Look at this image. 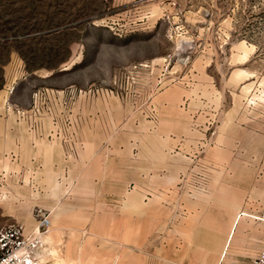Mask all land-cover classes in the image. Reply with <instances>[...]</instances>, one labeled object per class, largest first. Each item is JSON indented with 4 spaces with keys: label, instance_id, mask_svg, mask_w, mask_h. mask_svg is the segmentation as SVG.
Instances as JSON below:
<instances>
[{
    "label": "rangeland",
    "instance_id": "1",
    "mask_svg": "<svg viewBox=\"0 0 264 264\" xmlns=\"http://www.w3.org/2000/svg\"><path fill=\"white\" fill-rule=\"evenodd\" d=\"M0 118V224L47 213L42 264H257L264 0H0Z\"/></svg>",
    "mask_w": 264,
    "mask_h": 264
},
{
    "label": "built area",
    "instance_id": "2",
    "mask_svg": "<svg viewBox=\"0 0 264 264\" xmlns=\"http://www.w3.org/2000/svg\"><path fill=\"white\" fill-rule=\"evenodd\" d=\"M42 93L33 95V105L30 108V118L34 125L41 121V109L37 100ZM36 230L27 234L24 227L17 223L0 224V264H42L38 258V250L41 243V235L47 232L50 224L49 215L40 213ZM257 264H264V247L260 248L256 256Z\"/></svg>",
    "mask_w": 264,
    "mask_h": 264
},
{
    "label": "crops",
    "instance_id": "3",
    "mask_svg": "<svg viewBox=\"0 0 264 264\" xmlns=\"http://www.w3.org/2000/svg\"><path fill=\"white\" fill-rule=\"evenodd\" d=\"M57 92H59V91H57ZM79 103V102H78ZM10 121H8L7 122V120H5V119H1L0 118V125H8L9 126V128H8V130L6 131V130H3L2 132H4L3 134H0V138L1 139H8V141L9 142H11V143H15V141H16V138H17V136L14 134V132H15V130H16V128H13V130H12V127L15 125V123H9ZM60 121L59 120H53V119H51V120H48V119H46V120H44V125L45 126H51V125H53L54 123L55 124H60L59 123ZM79 122V121H78ZM9 123V124H8ZM20 125V124H19ZM18 125V126H19ZM89 138V137H88ZM0 139V140H1ZM4 141V140H3ZM88 142H90L89 140H88ZM88 142H86L87 144H88ZM86 143L85 142H83V145H84V147L86 146ZM51 146V144L50 145H48V144H46L45 142L43 143V174L44 173H47V172H49V169L48 170H46V166H50V165H52V166H56V165H58V161L60 160V158H58L59 156H61V158L63 157L64 158V154H60V151L62 150H60V147H58V145L56 144L55 146H54V153L53 154H51V151H50V149H52L53 147H50ZM48 148H49V150H48ZM48 150V151H47ZM53 150V149H52ZM2 154H4V153H2ZM9 154H10V157L12 158V159H14L15 161H16V159H18V157H19V152L18 151H14V150H11V151H9ZM59 155L58 157L56 156V155ZM231 230L233 231V227L231 228ZM230 230V231H231ZM232 231L231 232H229V234L231 233V234H233L232 233ZM229 234H228V236H229Z\"/></svg>",
    "mask_w": 264,
    "mask_h": 264
}]
</instances>
